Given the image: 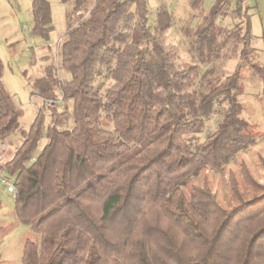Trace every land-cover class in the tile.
Instances as JSON below:
<instances>
[{
	"label": "trees",
	"instance_id": "trees-1",
	"mask_svg": "<svg viewBox=\"0 0 264 264\" xmlns=\"http://www.w3.org/2000/svg\"><path fill=\"white\" fill-rule=\"evenodd\" d=\"M52 1L31 0V36L50 40ZM202 1L192 0V8ZM222 14L218 1L196 31L192 49L201 62L205 49L213 52ZM151 15L148 0H74L67 13L60 57L70 78L47 66L32 92L46 99L59 90L72 111L48 119L40 110L13 158L0 165V174L14 178L15 217L34 236L24 242L21 264H264V186L248 176L263 194L239 195L231 209L206 179L189 194L184 189L257 142L239 101L243 67L264 76L251 60L250 15L239 7L242 22L230 36L238 68L200 95L189 91L199 65L180 68L167 42L171 13L160 6ZM102 67L113 81L105 94L96 86ZM2 76L0 62V143L22 117ZM215 106L224 109L221 121L194 143ZM71 120L72 129H61ZM231 187L239 190L236 181Z\"/></svg>",
	"mask_w": 264,
	"mask_h": 264
},
{
	"label": "rangeland",
	"instance_id": "rangeland-1",
	"mask_svg": "<svg viewBox=\"0 0 264 264\" xmlns=\"http://www.w3.org/2000/svg\"><path fill=\"white\" fill-rule=\"evenodd\" d=\"M191 1L156 0L154 6L148 2L152 18L160 6L167 8L172 15L173 23L167 42L176 46L179 67L188 64L199 65V73L189 87V91L196 95L207 93L209 82L214 86L238 68L240 56L233 51L234 42L230 36L236 26L242 22L237 16L239 7L242 13L246 11L249 13L252 21L254 35L252 49L255 53L251 56V60L264 68V0H241V2L239 0H203L198 8H192ZM218 1L223 3V14L216 20L219 28L216 44L212 53L205 49V61L201 62L194 54L192 45H194L198 27L207 22L210 10ZM56 2L57 0L52 1L53 13L58 10ZM32 22L31 0H0L2 81L12 95L17 108L22 111L20 127L16 133L6 142L0 143V165L13 158L17 148L24 141L23 133L30 128L40 110L48 119L55 110L60 113L67 109L72 111V102L65 103L59 90H56L55 97L46 99L32 92V82L43 76L45 67L50 65L58 68V76L62 81L69 80L70 75L61 67L60 57V45L65 39L67 29L64 32L53 31L50 40L44 41L31 36ZM109 72V69L102 67L96 78V86L103 94L113 84ZM241 73L245 88L244 94L239 98L243 107L242 116L252 124L257 142L254 146L236 154L228 165L220 169L203 170L192 184L184 188L189 194L193 186H202L206 179L218 203L224 209L237 206L239 195L243 200H251L263 194L261 189L251 186L248 176H252L264 186V76L257 75L247 66L243 67ZM50 99L57 100V106L48 107L46 101ZM223 113V108L215 106L202 132L196 135L193 142H203L207 134L217 128ZM72 127L71 120L61 129L70 130ZM106 129L112 130L113 126L107 125ZM44 143L45 141H40L39 150ZM4 177L10 178L11 184L15 185L14 178L6 173L0 174V227H2L0 264H21L24 242L27 238H34V236L29 227L16 219L15 195L9 191L11 184L6 185L2 182ZM231 180L238 183L239 190L234 191Z\"/></svg>",
	"mask_w": 264,
	"mask_h": 264
},
{
	"label": "crops",
	"instance_id": "crops-1",
	"mask_svg": "<svg viewBox=\"0 0 264 264\" xmlns=\"http://www.w3.org/2000/svg\"><path fill=\"white\" fill-rule=\"evenodd\" d=\"M91 4H93L94 0H89ZM151 6H154L156 0H148ZM56 7L58 10L56 13H53L54 5L52 3V13H53V23H54V32L57 33L58 31L64 32L67 29V13L73 8L74 0H68L66 3L56 2ZM45 141L43 147L47 143V139H42ZM43 147L41 149H43ZM40 148V143H39ZM40 149V150H41Z\"/></svg>",
	"mask_w": 264,
	"mask_h": 264
},
{
	"label": "built area",
	"instance_id": "built-area-1",
	"mask_svg": "<svg viewBox=\"0 0 264 264\" xmlns=\"http://www.w3.org/2000/svg\"><path fill=\"white\" fill-rule=\"evenodd\" d=\"M57 104H58V101L56 100H47L46 101V105L48 106V107H50V108H53V107H55V106H57ZM2 182L3 183H5L6 185H10L11 184V182H12V180L10 179V178H6V177H4V179L2 180ZM9 191L10 192H12L14 195H16V193H17V190H16V187H15V185H10L9 186Z\"/></svg>",
	"mask_w": 264,
	"mask_h": 264
}]
</instances>
